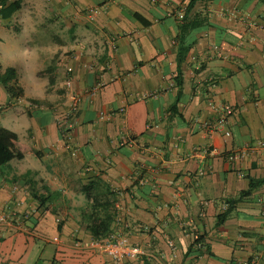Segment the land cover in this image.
<instances>
[{
    "label": "crops",
    "instance_id": "crops-1",
    "mask_svg": "<svg viewBox=\"0 0 264 264\" xmlns=\"http://www.w3.org/2000/svg\"><path fill=\"white\" fill-rule=\"evenodd\" d=\"M2 1H20L0 18V65L23 97L0 85V126L41 154L22 159L38 167L0 168V264H264V183L237 200L264 180V0H199L185 14V0ZM209 102L233 109L214 133ZM88 185L112 205L109 236L141 257L75 248L92 239ZM31 188L58 196L39 205Z\"/></svg>",
    "mask_w": 264,
    "mask_h": 264
},
{
    "label": "trees",
    "instance_id": "trees-1",
    "mask_svg": "<svg viewBox=\"0 0 264 264\" xmlns=\"http://www.w3.org/2000/svg\"><path fill=\"white\" fill-rule=\"evenodd\" d=\"M187 5L184 10V14L192 10L195 4L199 0H185ZM20 9V1H14L8 5L2 1V7L0 8V18L5 20L9 19L11 15ZM204 18L200 15L193 19L189 25L187 24V19L183 17L182 23L184 24L182 30L189 29H199L203 23ZM191 45H186L181 42V45L177 51V70L174 77L175 84L177 86L178 96L181 94L182 89V73L180 70L181 64L185 61L186 55L188 54ZM17 72L14 68H6L2 70L0 65V85L3 87L7 93L9 99H20L23 97V90L20 88L17 82ZM32 154L36 157L40 156V152L35 150L33 147L21 144L15 133L3 128L0 126V168L7 165L11 160H22L25 155ZM264 183V180H252L249 179V189L239 195V200L241 197L250 195L251 191L257 186ZM46 190V189H45ZM83 191L86 192V197L88 201L91 200V203H88L84 209V212L87 214V225L85 230L91 236L92 239L99 241H108L110 238V229L114 222V213L112 210L111 203H99L98 199L91 196L90 185L83 187ZM48 194L47 197L39 195L34 188H31L32 198L39 204H43L46 200L52 202L54 196H58L57 192L46 191ZM237 200L229 202V208L225 213L221 214L217 218V222L220 223L225 220L230 205ZM199 238L195 239V244L198 243Z\"/></svg>",
    "mask_w": 264,
    "mask_h": 264
},
{
    "label": "built area",
    "instance_id": "built-area-1",
    "mask_svg": "<svg viewBox=\"0 0 264 264\" xmlns=\"http://www.w3.org/2000/svg\"><path fill=\"white\" fill-rule=\"evenodd\" d=\"M181 18L182 16H180V19ZM209 107L219 114V120L213 126L204 124V127L209 133H214L218 130V128L223 127L225 118L233 114V109L229 105L216 107L212 102H209ZM75 109V106H73L72 110L74 111ZM60 128L63 130L62 125ZM224 136L229 137L230 133L225 131ZM243 156L244 152L238 151L230 154L227 159L229 161H233L241 159ZM261 216L264 218V211L261 213ZM0 221L3 222L4 217L1 218ZM75 248L84 251H94L99 255H105L114 263H121L124 260L137 259L143 255V251L139 247H132L126 242V240L114 237H110L108 241L91 239L86 242H79L75 244Z\"/></svg>",
    "mask_w": 264,
    "mask_h": 264
},
{
    "label": "rangeland",
    "instance_id": "rangeland-1",
    "mask_svg": "<svg viewBox=\"0 0 264 264\" xmlns=\"http://www.w3.org/2000/svg\"><path fill=\"white\" fill-rule=\"evenodd\" d=\"M0 35H2L4 37L6 36V38L9 37V35H6V33L4 31L3 32L0 31ZM6 50L8 51V44L5 43V46L4 45L1 46V43H0V52L4 53ZM0 62L2 63V65L5 64L2 59L0 60ZM45 65H49V62H47ZM2 124H5V123H2ZM13 163L14 164L19 163V166L20 167H25V168H29V166L38 167V165H39L38 164L39 161L36 158H34L33 156L25 157V159L22 160V161H16V160H14V161H12V164Z\"/></svg>",
    "mask_w": 264,
    "mask_h": 264
}]
</instances>
